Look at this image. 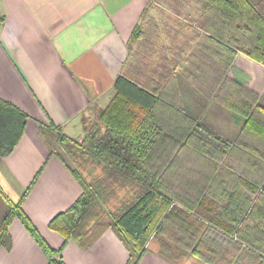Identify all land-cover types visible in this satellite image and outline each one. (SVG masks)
<instances>
[{"label": "trees", "instance_id": "16d2710c", "mask_svg": "<svg viewBox=\"0 0 264 264\" xmlns=\"http://www.w3.org/2000/svg\"><path fill=\"white\" fill-rule=\"evenodd\" d=\"M241 56L264 67V0H149L114 96L83 118L86 135L40 124L50 156L83 190L49 229L83 251L111 229L127 264L146 254L170 264H264V96L232 75ZM180 79L230 112L235 128L192 116ZM29 119L0 98V157ZM41 172L0 219V247L11 250L9 228L19 219L48 264H65L66 242L50 247L22 208Z\"/></svg>", "mask_w": 264, "mask_h": 264}, {"label": "crops", "instance_id": "0c3cea01", "mask_svg": "<svg viewBox=\"0 0 264 264\" xmlns=\"http://www.w3.org/2000/svg\"><path fill=\"white\" fill-rule=\"evenodd\" d=\"M148 6L149 0H0V98L31 117L13 152L0 157V201L8 204L6 212L10 202L18 204L42 170L22 208L53 249L66 241L49 223L83 190L64 163L50 156L40 124L62 126L71 138L73 128L85 131L83 117L105 108L114 96L129 39ZM232 75L264 96L263 66L241 56ZM179 84L181 92L190 86L182 79ZM187 92L210 111L189 112L192 116L214 125L222 121L210 101L190 88ZM9 232L12 248L0 247V264H48L19 219ZM128 259L111 229L87 251L74 241L66 242L63 250L65 264H127ZM140 264L170 263L146 254Z\"/></svg>", "mask_w": 264, "mask_h": 264}, {"label": "rangeland", "instance_id": "374dc122", "mask_svg": "<svg viewBox=\"0 0 264 264\" xmlns=\"http://www.w3.org/2000/svg\"><path fill=\"white\" fill-rule=\"evenodd\" d=\"M156 13H157V11H156ZM153 14V15H155V16H157L158 18H159V21H161L162 19H164L163 18V16H160L161 14ZM164 37V36H163ZM187 83V82H186ZM188 84V83H187ZM188 85H190V84H188ZM191 89V91L193 92L194 90L195 91H197L194 87H192V86H186V88H185V90H184V92H182V95H183V101H184V105H185V108H186V110L188 111V112H190L191 114H205V113H207V114H209V110H208V108H204V105H200L199 104V102L197 101V99H195V98H193L192 96H191V94L189 93V92H187V89ZM197 93H199V95H201V97L203 98V99H205L206 101H208L199 91H197ZM262 103L264 104V100L262 101ZM212 110L214 111V112H216V115H223L220 119H222V120H224V122H222V123H219L218 125H217V127L221 130V131H223V130H225V131H227L229 128H228V122H230L231 123V125L233 126V128H235V125H234V123H233V120H231V117H232V114L230 113V112H228L227 110H225L224 108H222V107H220L218 104H216V103H213L212 102ZM90 109H92V107L90 108ZM97 110H101V108H99V109H97ZM204 110H207V112H205ZM92 111H94V110H92ZM204 111V112H203ZM95 114V112L94 113H91V117L90 118H92L93 117V115ZM83 118H85V119H88V118H86V116H84ZM89 118V119H90ZM227 124H226V123ZM226 124V125H225ZM89 125H90V123H89ZM63 132H64V130H63ZM72 132H73V136L75 137V138H78V136H85L86 135V131H84L83 132V130H82V128H78V129H75V128H73V130H72ZM65 133V132H64ZM67 135V134H66ZM4 203V204H3ZM8 205V204H7ZM7 205L5 204V201L4 200H1L0 201V217H3L5 214H6V208H7Z\"/></svg>", "mask_w": 264, "mask_h": 264}]
</instances>
